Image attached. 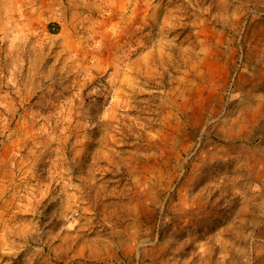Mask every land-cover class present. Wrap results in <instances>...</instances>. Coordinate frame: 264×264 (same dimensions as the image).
<instances>
[{
  "label": "rangeland",
  "instance_id": "obj_1",
  "mask_svg": "<svg viewBox=\"0 0 264 264\" xmlns=\"http://www.w3.org/2000/svg\"><path fill=\"white\" fill-rule=\"evenodd\" d=\"M264 0H0V264H264Z\"/></svg>",
  "mask_w": 264,
  "mask_h": 264
},
{
  "label": "crops",
  "instance_id": "obj_2",
  "mask_svg": "<svg viewBox=\"0 0 264 264\" xmlns=\"http://www.w3.org/2000/svg\"><path fill=\"white\" fill-rule=\"evenodd\" d=\"M264 150V149H263Z\"/></svg>",
  "mask_w": 264,
  "mask_h": 264
}]
</instances>
